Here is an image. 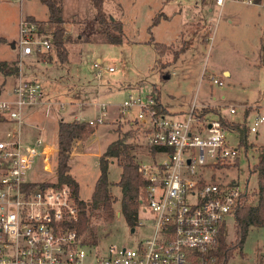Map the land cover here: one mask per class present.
<instances>
[{
	"label": "rangeland",
	"instance_id": "374dc122",
	"mask_svg": "<svg viewBox=\"0 0 264 264\" xmlns=\"http://www.w3.org/2000/svg\"><path fill=\"white\" fill-rule=\"evenodd\" d=\"M58 1L66 20L68 58L63 62L55 52L38 56L48 64L46 68L37 64L39 70L44 66L43 72L38 71L33 78L41 84L43 100L52 103L36 105L37 112L28 120L32 125L40 121L45 128L42 136L57 151V122L74 118L104 120L93 134L76 142H81L78 149L84 152L70 159L71 173L80 183V197L91 199L100 174V155L119 135L132 145L137 161H150L143 145L145 133L134 118L138 108L123 112L119 107L130 94L144 101L150 95L157 97L153 90L157 85L161 102L171 111L187 113L194 103L197 107L208 104V108H216L214 111L226 116L225 122L230 126L239 123L242 128L247 127V148L241 144L240 126L227 132L231 145L242 146L236 165L212 169L210 174L216 181L236 179L243 189L247 181L249 202H256L259 174L252 173V168L264 146V126L257 133L250 128L256 113H264V3L231 2L220 11L215 0H104L108 18L124 25L123 42L114 44L100 32L93 0ZM162 13L170 18H162L150 30L154 18ZM28 15L47 20L48 8L40 0H0V60L19 50L20 20ZM152 36L167 44L161 59L167 67L158 64V50L148 42ZM178 52L181 54L176 59ZM95 63L102 66L101 77ZM31 65L27 61L24 68L31 70ZM111 67L115 70L109 71ZM214 78L222 84L215 83ZM4 79L0 73V84ZM11 83L9 79L7 87ZM102 105L107 109L102 110ZM231 106L236 107L237 113L229 112ZM114 115L117 117H111ZM12 127L10 122H0V141L7 138ZM53 165L54 172L46 173L36 164L29 178L56 181L57 152ZM121 172L122 166L114 158L108 178L116 198V218L112 222L96 219L91 226L104 245L135 246L152 234V227L140 226L131 232L125 217L118 215L122 189L116 183ZM225 236L228 244L235 243L233 216L227 219ZM228 264H264V226L249 228L243 249H236Z\"/></svg>",
	"mask_w": 264,
	"mask_h": 264
},
{
	"label": "built area",
	"instance_id": "2783aa9c",
	"mask_svg": "<svg viewBox=\"0 0 264 264\" xmlns=\"http://www.w3.org/2000/svg\"><path fill=\"white\" fill-rule=\"evenodd\" d=\"M262 5L264 0H215ZM19 65L25 58L48 53L53 35L26 17L19 24ZM98 77L102 66L95 63ZM113 67L109 71H114ZM214 82L222 81L214 78ZM41 84L20 78L11 97L0 98V122L14 125L0 141V264H215L220 237L226 235L227 219H235L246 203L249 184L243 189L236 179L216 181L210 170L231 167L241 154V145H231L220 111H205L208 105L194 103L186 114L160 110L156 99L147 101L130 94L120 111L134 107V117L146 139L150 161L138 160L144 179V196L138 226L150 225L152 234L135 246L104 245L101 238L90 242L81 233L80 206L73 188L55 181L29 178L36 164L53 173L56 148L38 135L30 143L22 140L25 112L43 103ZM107 106L102 105V110ZM231 114L236 107L229 108ZM79 120V119H78ZM90 125L102 118L85 120ZM227 123V122H226ZM225 123V124H226ZM264 126V113H256L250 131ZM155 151L153 155L152 152ZM120 213V212H119ZM121 214V213H120ZM136 227V228H137Z\"/></svg>",
	"mask_w": 264,
	"mask_h": 264
},
{
	"label": "trees",
	"instance_id": "16d2710c",
	"mask_svg": "<svg viewBox=\"0 0 264 264\" xmlns=\"http://www.w3.org/2000/svg\"><path fill=\"white\" fill-rule=\"evenodd\" d=\"M48 8V19L39 20L32 15L27 18L40 25L41 31L53 35L54 48L48 52L52 54L55 52L58 57L65 62L68 58V51L66 47L67 38L65 35L66 20L63 17V7L58 0H40ZM261 2L262 0H257ZM94 7L97 12L96 21L99 23L100 32L104 38L110 43L123 42L124 25L121 21L108 18L104 10V0H93ZM166 17L164 13L156 16L150 30ZM153 43L158 50L159 59L158 64L162 67H167V63L162 62V56L165 53L167 44L164 42L155 41L152 38L148 41ZM45 54V53H44ZM181 52L175 54L176 59ZM41 55L38 53L36 56ZM19 58L15 61L9 62L0 60V73L4 76L18 77L20 74ZM154 93L157 95L156 103L162 111H166L165 106L160 100V90L157 85L153 87ZM213 110L206 108L205 111ZM222 122L226 126H230L225 120ZM226 123V124H225ZM241 130V144L247 148L245 140L247 127H241L236 124ZM96 126L90 125L85 120H61L58 125V151H57V179L55 184H68L73 188L74 194L80 206V222L77 225L81 233H87L90 242H96L99 233L91 226L96 219H102L106 222H112L116 218V210L114 203L116 198L110 190V181L108 178L109 165L116 158L122 166L120 180L116 183L122 189L121 198V214L125 217L127 224L132 229L138 226V214L141 205V199L144 196L145 181L141 177L138 170V161L135 154L132 152V145L127 142L126 137L119 135L118 138L112 141L105 151L100 155L99 166L100 174L96 180L93 194L90 200H84L80 197V184L71 174L70 159L73 147L80 139H84L96 131ZM237 126H230L232 129ZM237 129V130H238ZM127 134V133H126ZM125 134V136H126ZM152 154H155L153 150ZM238 160V159H237ZM236 160V163H237ZM258 172V191L254 192L257 195V201L249 202V194L246 198V203L238 210L235 216L236 223V240L235 243L228 244L226 236L222 233L220 237L219 248L216 252L218 260L215 264H228L230 258L235 253L236 249H243L248 230L251 226H264V146L259 153L258 162L253 166L252 173ZM135 232V231H134Z\"/></svg>",
	"mask_w": 264,
	"mask_h": 264
},
{
	"label": "crops",
	"instance_id": "0c3cea01",
	"mask_svg": "<svg viewBox=\"0 0 264 264\" xmlns=\"http://www.w3.org/2000/svg\"><path fill=\"white\" fill-rule=\"evenodd\" d=\"M216 3V1H215ZM229 3L231 2H228L226 3L223 7H220L216 4V6L218 8H220V11H222V9L228 7ZM33 16V15H32ZM166 17H163L164 20L166 19H169L170 16L165 14ZM35 17V16H34ZM36 18V17H35ZM48 19V18H47ZM203 18H199L198 20H202ZM162 20V19H161ZM194 22H197V21H194ZM194 22H192V24H194ZM201 23V22H199ZM16 50V53L14 56L6 59V61H9V62H12V61H15L19 58V50L18 49H15ZM28 61V63H32L31 65V70H27L24 68V65L25 63ZM37 64L39 65H44L45 68L47 67L46 65L48 64V62H45L44 60H41V58H39L38 56L34 55L32 57H29V58H25L22 62V65L20 66V74L18 77H15V76H3L5 77L4 81L0 84V98H8V97H11V92L13 90V88L15 87L16 83L18 82V80L20 78H23V79H35L36 78H33V76L37 75V72L38 71H41L43 72V67L39 70L37 67L39 66H36ZM228 75H230V72L229 71H226V69L224 70ZM11 80L12 79V83H11V86L7 87V82L8 80ZM163 105L165 106V109L167 110L168 113H172V114H186L184 111H171L169 109V107L163 103ZM200 105H208V104H200ZM37 112V108L35 107H29L26 109V112H25V123L22 127V131H21V136H22V140L25 141L26 143H30L32 141H34L36 139V137L38 135H43V132L45 131V128L43 127V125L40 124V121H37L36 123H34V125L30 124L29 123V117L30 116H33L35 113ZM115 114V112H114ZM117 114V113H116ZM111 117H117L116 115L114 116H111ZM74 119H79V118H74ZM79 120H88V119H79ZM70 121V120H69ZM57 130H58V125H59V122H57ZM45 125V124H44ZM45 140H46V137H43ZM49 142V141H48ZM81 142H78L76 144V147H74L75 149L72 151V156H75V155H79L81 153H83L84 151H81L78 149L79 145H80ZM89 144H87L88 146ZM71 165V164H70ZM72 168V167H71ZM71 172V171H70ZM72 174V173H71ZM74 177V176H73ZM75 178V177H74ZM76 179V178H75ZM80 184V183H79Z\"/></svg>",
	"mask_w": 264,
	"mask_h": 264
},
{
	"label": "water",
	"instance_id": "95a60500",
	"mask_svg": "<svg viewBox=\"0 0 264 264\" xmlns=\"http://www.w3.org/2000/svg\"><path fill=\"white\" fill-rule=\"evenodd\" d=\"M118 215H120V213H118ZM134 231H135V228L132 229V232H134Z\"/></svg>",
	"mask_w": 264,
	"mask_h": 264
}]
</instances>
